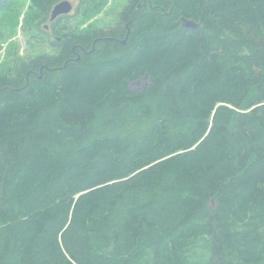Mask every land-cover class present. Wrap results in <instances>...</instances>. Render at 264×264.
<instances>
[{
	"label": "trees",
	"instance_id": "obj_1",
	"mask_svg": "<svg viewBox=\"0 0 264 264\" xmlns=\"http://www.w3.org/2000/svg\"><path fill=\"white\" fill-rule=\"evenodd\" d=\"M64 18L55 52L0 74V264H264V0H127L84 32Z\"/></svg>",
	"mask_w": 264,
	"mask_h": 264
},
{
	"label": "rangeland",
	"instance_id": "obj_2",
	"mask_svg": "<svg viewBox=\"0 0 264 264\" xmlns=\"http://www.w3.org/2000/svg\"><path fill=\"white\" fill-rule=\"evenodd\" d=\"M72 11L61 20L58 27L77 32L90 29H108L118 22V14L123 10L127 0H102L100 10L90 12L87 16L74 15L78 2L68 0ZM31 0H8L0 13V74L10 65L14 55L33 57L41 53H53L52 41L56 40L48 30L47 21H34L30 16ZM47 27V28H45ZM148 75L128 83V88L138 90L149 85Z\"/></svg>",
	"mask_w": 264,
	"mask_h": 264
},
{
	"label": "water",
	"instance_id": "obj_3",
	"mask_svg": "<svg viewBox=\"0 0 264 264\" xmlns=\"http://www.w3.org/2000/svg\"><path fill=\"white\" fill-rule=\"evenodd\" d=\"M71 11H72V5L70 4V2L68 0H65V1L57 4L52 9L51 16H50V21L55 20L60 15H68ZM181 27L183 29H187V30H198L199 29V24H197L196 22H194L192 20L182 18L181 19ZM127 35H128V33L126 34V37L124 38V41L120 42L121 45L125 44ZM109 40H112V39H109ZM92 50H93V47H92ZM83 53L87 54V52H85V51ZM79 60H80V57H78V59L76 61H79Z\"/></svg>",
	"mask_w": 264,
	"mask_h": 264
},
{
	"label": "flooded vegetation",
	"instance_id": "obj_4",
	"mask_svg": "<svg viewBox=\"0 0 264 264\" xmlns=\"http://www.w3.org/2000/svg\"><path fill=\"white\" fill-rule=\"evenodd\" d=\"M52 12V11H51ZM50 16H51V13H50ZM50 16L48 17V19H47V23H48V30L49 31H51V23H53L54 21H56L58 18H60L61 16H63V15H60L59 17H57L55 20H53V21H50ZM47 27H45V28H47ZM53 34V33H52ZM53 36H54V38L55 39H57V40H59L60 41V37L61 36H57V35H54L53 34ZM63 36V35H62ZM62 38V37H61Z\"/></svg>",
	"mask_w": 264,
	"mask_h": 264
}]
</instances>
